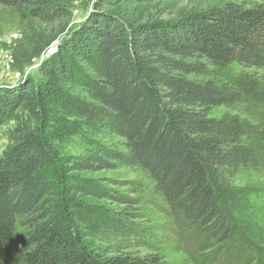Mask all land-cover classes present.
Wrapping results in <instances>:
<instances>
[{"label":"trees","instance_id":"1","mask_svg":"<svg viewBox=\"0 0 264 264\" xmlns=\"http://www.w3.org/2000/svg\"><path fill=\"white\" fill-rule=\"evenodd\" d=\"M0 6L44 25L67 15L51 0ZM232 64L248 73L222 75ZM253 105H264V3L226 2L171 22L93 13L41 62L34 83L0 89V128L24 113L0 158V264H164L163 245L142 239L137 188L84 177L119 168H138L173 216L207 236L201 255L219 246L230 261L264 264L237 243L227 217L253 228L235 179L262 168L264 128L210 116ZM74 136L87 148L62 156Z\"/></svg>","mask_w":264,"mask_h":264},{"label":"rangeland","instance_id":"2","mask_svg":"<svg viewBox=\"0 0 264 264\" xmlns=\"http://www.w3.org/2000/svg\"><path fill=\"white\" fill-rule=\"evenodd\" d=\"M53 4L62 8L66 18L49 25L40 24L27 16V11L17 12L0 6V89L15 88L25 80L35 82L37 70L42 61L47 59L52 47H60L61 42L78 28L93 13L102 11L129 22H171L179 21L188 14H192L226 2H235L246 6L264 3V0H51ZM57 49V50H58ZM55 50V48H54ZM56 50V51H57ZM55 51V52H56ZM248 73L236 64L230 65L222 72L233 78H242ZM207 78L220 80L219 77L209 75ZM201 80V79H200ZM225 114L239 115L250 121L258 128H264V105H253L250 111L241 106L233 108H213L210 116L220 118ZM24 119V113L18 112L10 121L0 128V158L10 148L9 132ZM101 143L115 145L117 140L98 135L95 137ZM85 142L79 136L70 138L63 144L61 155L76 156L86 149ZM259 172L242 171L235 179V186L246 193L249 210L255 214L250 231L243 226L237 215L227 212L230 224L235 229L236 241L250 251L255 257L264 255L263 241L257 238L264 236V161ZM92 179H112L130 184L137 188L132 194L140 203L143 219L140 221L143 234L142 239L150 245L161 243L164 264H200L193 258L211 260V264H238L230 261L219 246L208 249L202 255L198 247L204 243L207 236L191 229L182 216H173L162 199L155 193L153 183L138 168H119L114 171L85 174ZM114 186L110 185V188ZM123 189H119L122 191ZM246 225V224H245ZM249 228V227H248ZM140 253L144 249H139ZM233 257V256H232ZM207 260V261H208ZM210 264V263H209Z\"/></svg>","mask_w":264,"mask_h":264},{"label":"water","instance_id":"3","mask_svg":"<svg viewBox=\"0 0 264 264\" xmlns=\"http://www.w3.org/2000/svg\"><path fill=\"white\" fill-rule=\"evenodd\" d=\"M54 48H55V50H54ZM57 49H58V46H56V47H52L50 53L53 54Z\"/></svg>","mask_w":264,"mask_h":264}]
</instances>
